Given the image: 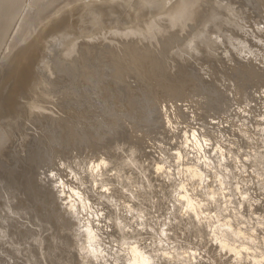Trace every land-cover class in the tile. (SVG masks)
Returning <instances> with one entry per match:
<instances>
[{
  "label": "rangeland",
  "instance_id": "rangeland-1",
  "mask_svg": "<svg viewBox=\"0 0 264 264\" xmlns=\"http://www.w3.org/2000/svg\"><path fill=\"white\" fill-rule=\"evenodd\" d=\"M9 1L0 0V10L4 2L7 6L3 7V11L8 10L3 13L1 11L0 15L4 13L11 15L10 10L12 11L11 8L14 6L13 16L11 15L13 21L11 20L10 23L9 15L3 18L1 16L0 20L3 24L7 21H3L4 18L9 19L6 25L3 24L4 27L0 23V29L3 31L7 29L5 32L0 31V38H3L0 39V70H3V73L4 66H9L11 63L10 66H12L15 60H18L17 58L14 60L19 52L17 49L23 48L24 43H27V39H30V35L36 32L35 29H38L42 22L43 25L55 19L61 12L69 11L71 7L76 9L82 3V0H21L22 3L16 0L20 4L18 5L14 0L15 3L13 2L14 5L11 6L9 4H12L13 0ZM175 1L172 2L175 4ZM172 2L163 5V8L167 10L165 9L164 13V10L161 11L162 14L152 16L153 19L155 17V21L151 23L149 22L152 18H149L151 20H148L146 24L147 19H141L139 25L136 24L137 27L134 28V25L101 28L97 24L87 33L80 34L79 38L76 37L75 41L72 40V43L70 42L66 47L46 51L50 59L47 56L44 58V68L47 69L43 68L42 75H40L35 100L42 104L41 107L44 110L39 107L38 103L32 106L28 103L21 104V101H18L20 99H16V103L13 104L15 108L10 107L11 110L14 109V112L17 110L16 114L12 111L10 114L0 115L1 128L5 126L8 127L9 132L12 130L15 132V129L19 130L17 123L21 130V132L16 130L15 133L19 135L16 139V135H12L15 134L13 132L8 136L4 134L7 131L5 127L4 133L0 134L3 138H1L2 143L6 142L8 145L2 144L1 148L0 143V175L4 174V177L0 176V186H3L0 187V264H85L86 260L97 264V261H102L104 258V261L98 264H105L107 261L106 264H123L121 258L118 260L115 255H112L114 249L109 248L111 250L109 252L105 244L99 245L97 249H101L98 251L95 248L99 253H96V260L99 255L102 260L99 258L96 261L95 254L88 256L87 249L90 247L86 248V245H89L85 236L87 233L84 230L86 226L82 229L85 225L84 221L80 223V218H86V214L75 212L68 207L66 202L60 199L59 194L62 192L59 187L54 186L57 185L55 181L49 180L51 172L54 173L56 170L59 172V168L65 166L64 163L69 165L75 159H84L89 162L103 159L106 165H109L110 173L113 170L112 161L116 162L119 158L116 163L120 164H113V171H117L119 167H122V157L132 155L141 164L154 167L153 164L162 162V159L158 158L160 155L172 158V152L179 150L177 153H182L180 149H183L185 138L191 143L192 136L197 135L198 139L202 138L200 142L204 139L201 142L204 143L205 138L208 137L206 142L211 140L212 143L211 141L210 145L204 143V148H207V146L217 144L215 139L218 138V134L226 138L229 133L230 140L235 128L237 130L239 127L238 123H251L253 120V124L256 122V125L259 122L262 124L259 123L258 126L264 136V128H262L264 127V80H262L264 79V0H177L175 5ZM170 4L174 6L171 8ZM15 5L20 7L19 10L15 8ZM80 13L81 11L76 15L73 14L72 20L74 21ZM212 14L218 16L220 20L215 21L220 24H216L215 21L214 24L209 20ZM208 23L209 26L214 25L209 28ZM205 24L208 31L205 30ZM61 33L58 32V34ZM197 36L199 41L204 43L203 45L198 41ZM209 38L210 41H208ZM73 42L78 45L74 43L76 47L73 46V49H70ZM206 43L208 46L205 45ZM194 47L197 51L193 49ZM233 51H236L235 54ZM256 58L257 60H254ZM28 71L29 69L26 75ZM3 73L0 72V77L4 76ZM2 83L3 80L0 78V86ZM257 87L260 89H256ZM44 92L48 95L46 96ZM39 93H42L43 97ZM246 99H249V102ZM7 102L0 106L12 105ZM33 107L36 109L34 110ZM250 107L256 109L253 108V110ZM37 108L42 110L41 114L38 113L41 110L38 111ZM28 110L32 114H29ZM21 112L23 114H20ZM22 116H26V119ZM190 119L193 122H190ZM8 121L11 122L8 123ZM210 121H213V124ZM226 121L231 126L226 125ZM14 125L16 128L13 127ZM205 125L206 128H204ZM214 126L215 128L212 129ZM226 126L230 132L225 128ZM3 136L7 138L4 139ZM8 137L12 141H8ZM21 137L27 140L20 144ZM190 147L192 146L189 144L188 149ZM190 150V152L187 150L188 153L184 157L187 160L186 163L189 161L193 164V161L190 162L189 159L196 155V150L194 151L193 147ZM59 151H62V154L59 155ZM198 154L202 155L200 152ZM109 156H111L110 159ZM155 159H159L158 163ZM185 159L182 158L183 165L188 166L189 163H184ZM169 160L171 161L170 158ZM167 161L165 165L167 163V165H174V159L171 162ZM66 168L69 169H66L68 174L61 176L65 178L63 181L64 196L67 192L69 193V190L77 189L72 181L70 165ZM120 169L119 171L124 173L125 170ZM7 173L11 175L8 176ZM11 180L16 182L13 183ZM244 190L245 193L250 192L248 189L244 188ZM68 193L67 196L70 195ZM253 198L254 201L251 200V203L259 205L254 208L255 214L259 213L260 216L263 214L262 217H264L262 196L256 194ZM240 206L239 209H241ZM245 209L246 207L242 206V211L246 216L248 215V220L253 219L254 215L252 216ZM263 231L264 229L258 235L264 236L261 233ZM82 243L85 247H81ZM170 243L169 245L172 244ZM183 244L181 250L189 249V247L199 249L204 245L196 237ZM81 248L86 251L87 255H83L85 253H82L84 250ZM83 256L86 262L83 261ZM86 256L94 259L89 260ZM113 259H117L118 263Z\"/></svg>",
  "mask_w": 264,
  "mask_h": 264
},
{
  "label": "bare ground",
  "instance_id": "bare-ground-1",
  "mask_svg": "<svg viewBox=\"0 0 264 264\" xmlns=\"http://www.w3.org/2000/svg\"><path fill=\"white\" fill-rule=\"evenodd\" d=\"M19 1L21 2V0H19ZM172 1H175V0H82V3L76 8L77 10L72 9V7H71L69 11H64L63 13L61 12L60 14H58V16L55 19H52V20L44 23L43 25H42V23H43L42 22L41 26L39 25L40 27H38V29H35L36 32L33 31L35 33H32L33 35L32 34L30 35V39L29 40L27 39V43L26 44L24 43L25 52L28 55H30L28 57V60H27V57H25L26 59L23 58V62L28 61V63H27L28 68L27 69H29L28 75L25 76L26 78L24 77L25 80L22 81L19 85L15 86V83H14L15 79L13 80V78L11 77V75L9 73L4 74L3 72H1V74L3 73L4 76L0 77L3 80V83L0 86V104L3 105L5 102L8 101L7 104L11 103L12 105L8 104V106H0V115L3 116L2 114H10V113H12V111L14 112V109L11 110L10 107H13V104H15L18 99H20L18 101H21V104L28 103V104H31L32 106L37 105L38 100L35 101L36 97H37L36 92L38 91V90L36 91V89H37L36 86L38 85V83L40 81V75H42L41 74L42 71L44 69H47L46 67L44 68V66H45L44 58L47 56L46 51H53L57 48L66 47L67 45L70 44V42L72 40L75 41L76 37L80 36V34L87 33L89 30H91L90 29L91 27L93 28L97 24L100 25L101 28L102 27H108V26H116V25H128V26L134 25L133 26V28H134V27H137L139 25L138 23L141 19H144V20L147 19L146 22L144 21L146 24L147 22H149L151 20V19L149 20V18H152V16L157 15L158 13H161V11H163V10H164L163 11V13H164L166 8H163V5H167V4L171 3ZM13 2H14V0L12 1V4H9V5H11V6L14 5ZM15 2H16V0H15ZM9 3H10V1H9ZM176 3H177V0L175 1V4ZM16 4H18V3L16 2ZM173 4L172 5L170 4L171 8H172V6L175 5V4L174 5ZM0 5H1V2H0ZM5 5L6 4L4 2L3 7H5ZM18 5H20V4H18ZM16 6L17 5H15V8L19 10L20 7L18 8V6L17 7ZM3 7H1L2 10H0V13H1V11H2V13L5 12V10L8 12L7 9H5L3 11ZM13 7L11 8L12 11H13ZM170 7H168V8H170ZM8 9L10 10V8H8ZM18 10H16V11L18 12ZM12 11L10 10L11 15L13 13ZM16 11H15V13H16ZM80 11H81V13L79 14V16L76 17V19L73 21L71 18L73 16V14L76 15ZM6 15H9V13H7ZM6 15H5V13H4V15H0V20H1V16L3 18V17H6ZM11 15H9V17H11ZM14 17H15V14H14ZM154 19H155V17H154ZM154 19L152 18V21H150L149 23L155 21ZM216 19H218V16L216 14H212L210 16L209 20L214 23V21ZM5 20H7L9 22L8 18L7 19L4 18L3 21H5ZM11 20L13 21L12 17L10 19V23H11ZM218 20H220V19H218ZM7 21H6V23H7ZM6 23L4 25H6ZM141 23H142V21H141ZM218 23L216 22V24H218ZM136 24H137V26H135ZM4 25H3V27H4ZM213 25L210 24V26H213ZM144 26H146V25H144ZM205 26H206V24H205ZM207 26H209V23ZM207 26H206L205 30L208 31ZM210 26H209V28H210ZM219 26H221V25H219ZM6 27H8V26H6ZM215 29H217V28H215ZM1 30L2 29H0V31ZM6 30L7 29H5V31ZM130 30H132V28ZM202 30H201V32H202ZM205 30H204V32H205ZM5 31L2 30V32H5ZM58 32H62V33L58 34ZM201 32H200V34H201ZM240 33H241V30H240ZM203 34H202V37H203ZM197 38L199 41L198 36H197ZM197 38H196V41H197ZM250 38H251V36H250ZM0 39L2 40L3 38L1 37ZM257 39H258V37H257ZM204 40H205V37H204ZM256 40H254V42ZM260 40H262V39H260ZM208 41H210V38ZM208 41H206V42L208 43ZM199 42H201V41H199ZM199 42H198V44H199ZM74 43L75 42H73V45L71 44V46H72V47L70 46L71 48L69 46L68 47L70 49H73ZM201 43H202V45L204 44L203 42H201ZM207 43L205 45H207ZM75 45L77 46L78 44L75 43ZM76 46H74V48ZM20 47H22V46H20ZM196 47H194L193 49H195ZM232 48H231V50H232ZM260 49H262V48H260ZM17 50L19 51L20 49H17ZM195 50L197 51V49H195ZM195 50H193V51H195ZM234 50H236V49H234ZM254 50H256V49H254ZM63 51H65V50H63ZM69 51H71V50H69ZM236 51H238V50H236ZM208 52H209V50H208ZM211 52H213V51H211ZM211 52H210V54H211ZM235 52L233 51L234 54H235ZM245 52H247V51H245ZM13 54H15V53H13ZM244 54L245 53H243V55ZM11 56H13V55H11ZM49 56L50 55L47 56L48 59H50ZM223 56L225 57V55H223ZM254 60H257V58ZM239 63H241V62H239ZM258 63H260V62H258ZM18 65H20V64H18ZM230 67H232V66H230ZM254 67H255V65H254ZM243 68H244V66H243ZM31 69L34 71L31 72L30 71ZM216 72H218V71H216ZM262 72H263V70H262ZM257 79H258V77H257ZM262 80H264V79H262ZM227 86H228V84H227ZM258 88L259 87H257L256 89H258ZM39 94L41 95L42 93H39ZM45 94H46V96L48 95V93H45ZM42 97H43V94H42ZM45 97H44V99H46ZM260 97H262V96H260ZM47 98H49V97H47ZM246 100L248 101L249 99H246ZM238 103L239 102H237V104ZM38 104L40 105V106L39 105L38 106L40 108H42L41 107L42 104H40V103H38ZM246 105H247V103H246ZM13 108H15V106ZM28 108H31V107L28 105ZM250 108L253 109L254 107L253 108L250 107ZM33 109L35 110L36 107L35 108L33 107ZM42 109L44 110V108H42ZM254 109H256V108H254ZM31 110H32V108H31ZM37 110H38V108H37ZM40 110H38V111H40ZM23 111L24 110H22V112ZM38 111H36V112H38ZM240 111H241V109H240ZM22 112L20 114H23ZM28 112H29V110H28ZM248 112H250V110ZM38 113L41 114L42 110H41V112H38ZM45 113H46V111H45ZM245 113L247 114L246 111H245ZM25 114H27V113H25ZM29 114H32V113L29 112ZM246 114H244V115L246 116ZM230 116H231V114H230ZM247 116H248V114H247ZM14 117H16V116H14ZM14 117H12V119ZM24 117L26 119V116H24ZM24 117H23V119H24ZM36 117H37V115H36ZM4 118H5V116H4ZM9 118H10V116H9ZM20 118H21V115H20ZM239 118H241V116ZM2 119H3V117H2ZM17 120H18V118H17ZM230 120H232V119H230ZM234 120H232V121H234ZM243 120H245V119L243 118L242 121ZM248 120H249V118H248ZM26 121H28V120H26ZM191 121L192 120L190 119V122ZM10 122L8 121V123H10ZM210 122H211V124H213L212 123L213 121H210ZM252 122H254V120L251 121V123H242V124L238 123L239 127L237 128V130L235 128V130L231 134L232 136H231L230 140L228 137V135L230 136L229 133L226 136V138H228L227 140H226V138H224V136H221V134H218L217 135L218 138L215 139L216 140L215 143L217 142V144H215V145L212 144L210 147L207 146V148H204V146H205L204 143H207L206 140L209 139L208 137L205 138L206 140L204 141V143H201L204 139L200 142V139H202V138L198 139L199 136L196 137L197 135L192 136V138H191L192 142L191 143H190V141L188 142V140H185V139H187V138H185L184 139V145L182 147L183 149L182 150L180 149V151H183L182 153L181 152L177 153V151H179V150H176L175 152H172V155H171L172 158L171 157H163V156L161 157V155L159 156V154H158V156H159L158 158L160 160L162 159V162H161L162 164L160 162H159L160 164L158 163L159 159H155V160H157L158 164H156V163L153 164L154 167H151V166L149 167V165L147 166L145 164H141V162L140 161L138 162V160L136 158H134L132 155H127L128 157H122L123 161H121L122 158L120 159L122 167H119V169L123 168V170H125L124 173L120 172L119 169H117V171L116 170L113 171L114 165L120 164V163H116L119 158H117V160L115 159L116 162L111 160L114 165L113 164L111 165V166H113L112 167L113 170L110 173H109L110 167H109V165H106V162L103 159H100L97 162H93V161L89 162V161H85L84 159H75V160H73V162L69 161L71 163L69 165H70V172L72 175L71 176L72 181H74L78 190L75 188H74V190L73 189L69 190V193L68 192L67 193L70 195H68V196H67L66 191L64 192V193H66V195L64 196V194H63V191H64L63 190L64 189V184H63L64 182L63 181L65 180V178H61V176H63V174L65 175V173L67 172L66 169L69 170L68 168H66L69 165L64 163L63 165H65V166L63 168L60 167L59 172H56L57 171L56 169H55L56 173L51 172V175L49 176L50 177L49 180L55 181L54 183H56L57 185H54V186L59 187V189L61 190L62 193L59 194L61 196L60 199H62L63 202H66L68 207H71L73 209V211H75V212L78 211L79 213H82V214L84 213L83 215L86 214V216H87L86 218L84 217L83 219L80 218V223L82 220L84 221V223L82 221V223L85 224L83 228L81 227L82 229H84L86 226V228L84 230L88 235L87 236L85 234L86 240L88 239L87 242L89 244V245H86V248L90 247V249H87V253H89L88 256L89 255L91 256V254H95V260H96V253H98V252H96L97 247L99 245L102 246L103 244H105V246L107 245L106 247H108V249L109 248L114 249L113 250L114 252L112 251L114 254L112 253V255H115V258L117 257L118 260L121 258L123 260V264H264V236L258 235V233H260V231L262 229H264L263 228V226H264L263 218L264 217H262L263 214H262V216L258 215L259 213L255 214L254 208H257V206H259V205H256L257 203L256 204H253V202L251 203V200L254 201L253 200L254 195L258 194V195L262 196L261 203L264 204V139H263L264 136L262 135V132L260 130L261 128H259V126H258V124L260 122L257 125H256L257 122L255 124H253ZM8 123H3V124H8ZM12 123H13V121H12ZM207 123H209V122H207ZM236 123H235V125H236ZM227 124H228V122L226 123V125ZM232 124H233V122H232ZM228 125H230V124H228ZM260 125H262V124L260 123ZM16 126H18L19 128L18 127L17 128L20 130V126L17 125V123H16ZM16 126L14 125L13 127L16 128ZM21 126H22V124H21ZM232 126H234V124ZM4 127L2 126V128H1V126H0V129H2V130H0V134L5 130V128H7L6 130L8 131V127H5V128ZM13 127L10 126L11 129H13ZM39 127L40 126H38L37 128H39ZM204 128H206V125L204 126ZM214 128H215V126L212 127V129H214ZM225 128H227V126ZM229 128H231V127H229ZM262 128H264V127H262ZM16 130L17 129H15V132H16ZM19 130H17V131H19ZM22 130H23V128H22ZM209 130H211V129H209ZM223 130H225V129L223 128ZM228 130L227 131L225 130V131L228 132ZM7 131L5 133L3 132L4 134H7L6 136H8L14 130H12V131L10 130L11 132L8 131L9 133ZM205 131H206V129H205ZM15 132H13V133H15ZM20 132H21V130H20ZM200 132H203V131H200ZM212 132H214V131H212ZM218 132H220V131H218ZM229 132H230V130H229ZM23 134H25V133H23ZM12 135H16L15 139L19 138V137H17L19 135H17L16 133L12 134ZM168 135H170V134L168 133ZM204 135H206V133ZM208 135H210V134H208ZM224 135H225V133H224ZM9 137H13V136H9ZM25 137L29 138L27 136H25ZM1 138H2V136H0V139ZM6 138L7 137H4V139H6ZM2 139L0 141L1 148L4 144H6V142L4 144L2 143ZM20 139H22L20 144L23 143V141L27 140V139L23 140L24 137L23 138L21 137ZM162 139H164V138H162ZM9 140L12 141V139H10V138L8 139V141ZM15 141H18V140H15ZM209 142L207 143V145L208 144L210 145L212 143V141H211V143H209ZM8 144L10 145V142H8ZM141 144H143V143H141ZM155 144H156V142H155ZM189 144H190V146L193 147L194 151L196 150V155H193V157H190L191 159H189L190 162L193 161V164H192V162L189 163V161L186 163L187 160L184 157V156H186V153H188V151L190 149H192V147H190V149H188ZM3 148H5V147H3ZM175 148H176V146H175ZM155 150H156V148H155ZM62 151H64L63 148H62ZM62 151H59L60 152L59 155L62 154ZM191 152H193V151H191ZM199 152L202 155H199L198 154ZM163 153H165V152L163 151ZM174 153H176V154H174ZM189 154L191 155V153H189ZM56 155L58 156V154H56ZM121 155H122V153H121ZM167 156H168V154H167ZM62 157L63 156H61V158ZM187 157H188V155H187ZM101 158H103V157H101ZM110 158H111V156H109V159ZM169 158L171 159V161H172V159H174V161H173L174 165L173 164L167 165L168 163L165 165L166 161L169 160ZM182 158H183V160L185 159V162H184L185 164L189 163L192 165H190V166H189V164H188V166L183 165ZM169 161H167V162H169ZM69 162H67V163H69ZM59 165L61 166V164H59ZM153 168H154V170H153ZM0 174H1V172H0ZM66 174H68V173H66ZM3 175H0V176L4 177ZM9 175H11V174H8V176ZM8 176H7V178H10ZM71 177H70V179H71ZM7 178H6V181H7ZM209 178L211 180H208ZM10 179H12V178H10ZM12 182L14 183L16 181L14 180ZM244 188L248 189L250 192L247 191V193H245ZM258 203H259V199H258ZM263 204H262V206H263ZM239 206L241 207V209H239ZM242 206L246 207L245 210L248 211V213L250 212L252 214V216L254 215L253 219L248 220V215L246 216L243 213ZM250 218H251V216H250ZM83 224H80V225H83ZM261 233H263V235H264V231ZM194 237L199 238L202 241V243H204L203 247L199 248V249H197V248L191 249L189 247V249L184 248L185 250L184 249L181 250V248H183L182 244L183 243L185 244L186 242L193 239ZM170 242L174 245H172ZM179 242H181V243H179ZM83 243H82V245L80 244L81 247H85V245H83ZM169 243L172 246L169 245ZM179 245H181V246H179ZM81 249H83V248H81ZM99 249H101V248H99ZM99 249H97V251ZM110 249H109V252L111 251ZM80 252H82V251H80ZM85 252L86 251L84 250L82 253H85ZM87 253H85L83 255L85 256V255H87ZM100 253H102V252H100ZM84 256H83V258H84L83 261L86 260ZM86 258H88L90 260V258H93V257L89 258L86 256ZM99 258H100V255H99ZM111 258H113V257H111ZM104 259L102 260L100 258V260H102V261H104ZM114 259H113V261L115 262L117 259L116 260H114ZM95 260H94V262H95ZM86 261H87V263L91 262V261L88 262V260H86ZM102 261H97V264H98V262H102ZM116 262L118 263V261H116ZM119 262L122 263V261H119ZM87 263H85V264H87ZM90 264H92V263H90Z\"/></svg>",
  "mask_w": 264,
  "mask_h": 264
},
{
  "label": "water",
  "instance_id": "water-1",
  "mask_svg": "<svg viewBox=\"0 0 264 264\" xmlns=\"http://www.w3.org/2000/svg\"><path fill=\"white\" fill-rule=\"evenodd\" d=\"M27 57L28 59V54L25 52V48L23 46V48H20L18 55L16 56V58H18V60H15L14 64L12 66H4L5 68H3L4 74L9 73L11 75V77L13 78V80L15 79V86L19 85L23 80L24 77L26 75L27 72V61L23 62V58ZM26 59V58H25ZM13 60V61H14ZM18 62V64L16 66V63ZM0 72H2V70H0Z\"/></svg>",
  "mask_w": 264,
  "mask_h": 264
}]
</instances>
